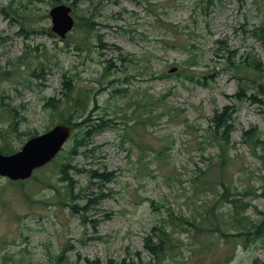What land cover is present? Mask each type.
Instances as JSON below:
<instances>
[{
  "label": "rangeland",
  "instance_id": "374dc122",
  "mask_svg": "<svg viewBox=\"0 0 264 264\" xmlns=\"http://www.w3.org/2000/svg\"><path fill=\"white\" fill-rule=\"evenodd\" d=\"M263 28L264 0H0V150L73 126L32 178L0 177V264H264Z\"/></svg>",
  "mask_w": 264,
  "mask_h": 264
},
{
  "label": "water",
  "instance_id": "95a60500",
  "mask_svg": "<svg viewBox=\"0 0 264 264\" xmlns=\"http://www.w3.org/2000/svg\"><path fill=\"white\" fill-rule=\"evenodd\" d=\"M70 12L68 6L60 5L50 13L52 31L61 38H65L74 26ZM176 71L177 68H172L169 73ZM70 134L69 126L57 125L48 133L29 139L19 152L8 156L0 154V176L13 181L30 178L36 169L49 163L61 151Z\"/></svg>",
  "mask_w": 264,
  "mask_h": 264
},
{
  "label": "trees",
  "instance_id": "16d2710c",
  "mask_svg": "<svg viewBox=\"0 0 264 264\" xmlns=\"http://www.w3.org/2000/svg\"><path fill=\"white\" fill-rule=\"evenodd\" d=\"M56 3L61 2V0H55ZM262 34H264V28L262 30H260ZM262 38L264 39V36H262ZM258 68V66H257ZM240 96H244V94L242 92H239L237 94V97ZM251 100L256 101V102H260L264 104V100H262L261 98H257L256 95L249 97ZM54 107V106H53ZM234 110V108L232 109ZM233 114L234 111L230 112L228 111V107H225V109H223L221 112H216L211 124H210V131L213 134L214 137H216V139H218L219 145L221 147L224 146V143L227 142L229 140V137L231 135V133H233L235 127L233 124ZM68 123L71 124V121H69ZM72 125V124H71ZM99 128H101V126H99ZM96 129V130H99ZM99 132V131H97ZM253 135L248 134V138L251 139L253 138ZM222 151H224V148H222ZM0 152L4 153V154H11L15 151H6L5 149H1ZM68 198H72L71 193L66 194ZM261 215L263 216L262 219L260 220V222L255 226V230L253 232V234L255 235V237L257 238H263L264 239V212H261ZM238 217V215H237ZM159 230H161V232L165 235L168 236V233L166 232L167 229L165 226L161 227ZM153 231H156V228L153 229ZM245 235H249V233L245 234ZM159 240L160 237L158 236ZM154 240V235L150 234L148 237L145 238V247L147 250H149L152 254L157 255L158 253L161 252V249L158 247V244H153ZM168 245V249H169V244ZM167 248H164V250H166ZM115 264V263H113ZM253 264H259L257 261H255Z\"/></svg>",
  "mask_w": 264,
  "mask_h": 264
},
{
  "label": "flooded vegetation",
  "instance_id": "af4514ba",
  "mask_svg": "<svg viewBox=\"0 0 264 264\" xmlns=\"http://www.w3.org/2000/svg\"><path fill=\"white\" fill-rule=\"evenodd\" d=\"M80 260V259H79ZM87 260V259H86ZM87 263H89V261L87 262Z\"/></svg>",
  "mask_w": 264,
  "mask_h": 264
}]
</instances>
